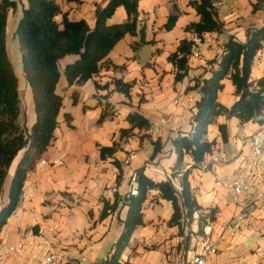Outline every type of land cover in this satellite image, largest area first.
<instances>
[{
  "label": "crops",
  "instance_id": "obj_1",
  "mask_svg": "<svg viewBox=\"0 0 264 264\" xmlns=\"http://www.w3.org/2000/svg\"><path fill=\"white\" fill-rule=\"evenodd\" d=\"M13 1L17 6L8 12L7 29L17 11L21 8L24 13L28 6L27 0ZM56 1L71 20L85 19L93 27L96 9L105 6L109 0ZM192 1L141 0L138 27L145 28L148 43L134 50L133 44L141 37L126 34L109 54L113 66L103 69L83 85L70 86L63 72L65 65L77 57L67 55L59 61L61 78L57 92L63 96V107L55 131L56 139L28 174L20 203L0 233V264H41L30 260L29 255L35 249L28 248L29 253L20 257L11 254L9 248L19 242H40L42 237L54 235L51 240L58 257L63 259L62 264L67 261L102 264L115 244L111 248L105 246L107 238L111 236L116 242L123 230L127 212L125 199L136 188L137 170L144 169L147 176L157 181L171 180L174 187L181 190V174L173 177L177 155L172 141L181 134L192 132L193 115L201 98L199 89L189 90L188 87L195 84V79L210 77L216 65H210L209 61L221 55L223 44L230 36L246 41L251 30L264 25V0H217V18L224 24V30L204 35L188 58L187 74L176 81L177 69L168 58L181 40H194V34L185 30L187 25L200 19ZM255 3L256 11L253 10ZM175 8L179 17L173 28L167 30L164 24L169 15L175 13ZM57 19L60 20L61 15ZM127 19L125 8L119 6L108 22ZM261 76H264V48L255 57L251 72L253 79ZM113 77L132 84L130 98L115 91L113 84L96 89L95 81L103 85ZM237 99L235 86L225 79L218 100L230 107ZM105 101L111 104V114L99 123ZM26 108L22 103L20 119L29 129L32 120H27ZM134 111L144 115L151 127L148 130L136 128L121 136L122 129L131 127L126 115ZM65 113L72 115V127L65 121ZM31 119H34L32 113ZM223 122L228 124L227 142L222 140L218 129V123ZM258 126L257 120L240 124L235 117L226 120L225 116H219L217 123L209 128L207 139H215V150L226 152L227 158L213 164L208 154L201 166L189 175L198 203L204 208H217L215 221L209 223V235L198 236L195 250L185 249L184 237L178 234V227L168 225L173 206L161 198L158 190L148 194L143 208L144 224L134 231L127 250L133 254L142 253V264H190L191 256L201 249V240L208 238L217 242V251L208 256L207 264H252L259 260L256 251L264 249V219L260 209L252 211L253 225L231 238L225 232V220L231 219L239 207L231 191L219 185V181L230 180L239 172L248 152L244 138ZM158 137L162 139L163 147L151 158L153 142ZM114 143L118 146L117 151L102 159L99 146ZM22 153L19 152L9 169L0 195V208L8 201L12 175ZM115 159L120 162L121 170L115 165ZM42 160L46 163L42 164ZM191 164V157L186 156L183 168L188 169ZM115 193H118L116 211L101 218L103 200L113 203ZM199 213L194 214L193 230L199 228ZM35 225L37 227L33 229ZM247 239H251L249 245L245 244ZM261 264H264V258H261Z\"/></svg>",
  "mask_w": 264,
  "mask_h": 264
},
{
  "label": "trees",
  "instance_id": "obj_2",
  "mask_svg": "<svg viewBox=\"0 0 264 264\" xmlns=\"http://www.w3.org/2000/svg\"><path fill=\"white\" fill-rule=\"evenodd\" d=\"M141 0H109L95 12V24L89 25L87 20H71L67 12H63L56 0H27L28 6L20 18L17 28L18 41L21 49L22 69L33 91L35 108V122L28 129L21 123V104L18 77L9 57L6 34L7 20L10 9L17 4L13 0H0V195L3 191L5 179L9 169L19 154L11 184L8 191V201L0 208V233L9 218L17 209L25 181L28 174L35 168L51 143L56 139L55 131L60 123V113L63 107V96L57 92L61 78L59 61L67 55L77 58L67 63L63 69L67 83L83 85L88 80L97 77L100 72L113 66L109 57L115 45L126 35L139 34L141 39L133 44L134 50L145 39V28L138 27L139 2ZM217 0H194L191 4L200 16L198 22L190 23L185 30L190 31L202 40L209 32H222L224 24L217 18ZM123 6L128 14L124 22L109 23L116 9ZM253 4V10H257ZM176 10V8H175ZM61 15V19H57ZM179 17V11L169 15L164 27L171 30ZM194 40L183 39L175 51L169 56L176 69V81H180L187 74L188 58L192 54ZM264 48V25L249 32L246 41H239L231 36L223 44L220 56L209 61L213 66L211 75L204 79H195V84L188 89H199L201 98L196 104L193 115V130L188 134H181L172 143L177 155L173 168V177L181 174V190L178 191L171 180H154L145 174L144 169L136 171L135 192H129L126 197L127 212L123 220V230L115 242L110 255L102 264H132L123 258V253L130 245L131 238L138 226L144 224V203L151 190H158L161 198L171 202L173 213L168 220L169 226H177L183 233L184 223L194 221L195 212L198 217L199 231H204L205 225L216 219L217 208L201 206L192 189L189 175L194 168L200 167L205 156L210 154L216 145V140H208L209 128L217 123L219 116L226 120L237 118L240 124L257 120L264 109V76L257 79L251 77L255 57ZM229 79L235 86L238 99L229 107L218 100L219 93L224 88V80ZM113 84L114 90L131 97L132 84L121 78L113 77L106 84L95 81L96 89L108 88ZM76 93L73 94L76 102ZM101 101L98 102L100 104ZM99 123L111 114V104L105 101ZM131 127L121 130V136L128 135L134 129L148 130L150 121L141 113L134 111L126 115ZM65 121L72 127V115L64 114ZM220 136L224 142L229 139L228 124L218 123ZM154 158L162 149L163 142L158 137L153 142ZM118 146H99L101 158L113 156ZM190 156L192 164L184 169L185 157ZM121 170V164L114 160ZM120 178V175H118ZM104 201L101 218L116 211L118 207V193L115 201ZM37 225L33 226L35 229ZM63 264H78L67 261Z\"/></svg>",
  "mask_w": 264,
  "mask_h": 264
},
{
  "label": "built area",
  "instance_id": "obj_3",
  "mask_svg": "<svg viewBox=\"0 0 264 264\" xmlns=\"http://www.w3.org/2000/svg\"><path fill=\"white\" fill-rule=\"evenodd\" d=\"M215 7L219 5L214 3ZM203 40L194 34L193 50ZM192 50V52H193ZM244 144L248 152L243 158L239 172L230 180L219 181V185L227 187L234 198L239 211L229 220H225V232H228L231 238H235L246 228L253 225L255 218L252 215L254 208H259L261 216L264 219V109L260 116L258 129L253 133L246 135ZM213 164H216L227 158L226 152L215 150L209 154ZM42 164L46 161L42 160ZM135 192V188L132 190ZM211 226L208 223L204 227V235H209ZM55 235L52 238L42 237L40 242L30 240L28 242H19L9 248V252L16 256H26L29 249H35L29 257L32 261H39L41 264H62L63 259L58 257L57 249L53 246ZM201 249L197 254L191 256L190 264H207L208 256L217 251V242L208 238H203ZM256 254L259 260L252 264H261V258H264V249L258 248ZM25 264V263H22Z\"/></svg>",
  "mask_w": 264,
  "mask_h": 264
},
{
  "label": "rangeland",
  "instance_id": "obj_4",
  "mask_svg": "<svg viewBox=\"0 0 264 264\" xmlns=\"http://www.w3.org/2000/svg\"><path fill=\"white\" fill-rule=\"evenodd\" d=\"M22 16H23V11L20 8L17 11V14L15 15V17H12V20L8 25L7 35H6V44L8 47L9 57L13 63L16 75L18 77L19 94H20L23 105L27 107L26 108L27 109V113H26L27 120L28 119L32 120V123L30 125L32 126L36 118L35 108L33 104V91L22 69L21 49H20V44H19L18 35H17L18 23ZM248 35H247V38H248ZM31 113L34 119H31ZM192 223L193 222L186 223V224L184 223V225L182 226L183 233H180L179 228H178V234L184 237L183 241L185 244V249L187 250L189 249L195 250L198 247L199 237L203 236L204 234V231L200 232L199 228H197L196 230H193ZM114 243H115V240L111 236H109L106 240V244L104 245L111 248ZM250 243H251V239H247L245 241L246 245H249ZM152 246L154 247L155 245H152ZM127 248L128 247H126L123 253V256H125L127 260H130L132 264H142V260H143L142 253L133 254L132 252L130 253V251L127 250ZM105 256L106 255H104V257ZM87 264H90V263L88 262Z\"/></svg>",
  "mask_w": 264,
  "mask_h": 264
}]
</instances>
